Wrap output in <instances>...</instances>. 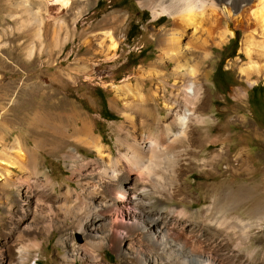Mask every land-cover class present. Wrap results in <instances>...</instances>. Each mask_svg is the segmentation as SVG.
<instances>
[{"label": "rangeland", "instance_id": "obj_1", "mask_svg": "<svg viewBox=\"0 0 264 264\" xmlns=\"http://www.w3.org/2000/svg\"><path fill=\"white\" fill-rule=\"evenodd\" d=\"M111 16L116 17L115 22L111 23ZM35 18L41 19L39 31ZM169 22L165 14L153 21L150 11L136 0H0V156L8 157L17 134L28 148L35 137L48 138L43 132L27 131L33 111L44 105L58 111H69L72 106L90 117L94 134L114 154L113 125L120 122L121 115L110 106V99L118 86L134 82L139 71L155 60L156 33L170 27ZM102 28L113 30L115 50L99 52L93 36ZM228 28L233 34L222 44L210 47V55L201 65L208 75L202 82L199 106L195 105L204 119L196 135L203 138L204 132L210 137L213 134L217 141L204 142L202 147L197 141L191 142L192 152L180 155L177 162L179 180L176 178L173 199L155 200L150 208L184 206L189 215L181 220L189 224V229L180 231L187 238L207 227V232L213 233L207 219H250L247 231L219 228L213 234L219 242L206 240V235V246L200 244L215 250L223 262L231 256L237 264H264V122L254 121L253 111L251 115L246 106L250 85H264V73L244 77L237 70L246 59L240 39L243 34L257 32L253 31L255 25L246 29L231 23ZM170 67L168 64L163 69ZM221 76L228 80L223 83ZM102 106L110 113L108 117L102 114ZM65 145L56 153L41 149L38 169L27 182L0 186V264H147L145 241L138 234L133 242L108 240L95 250L96 262L87 261L84 257L89 256L81 252L75 259H63V254H70L71 241L83 245L85 236L93 237L89 231L83 234L60 221L56 194L63 191L65 183L74 186L81 177L62 153L75 146L87 160L94 155L71 141ZM216 152L219 157L208 164L205 159ZM239 157L247 159L251 173L237 167ZM0 171L5 172L2 168ZM182 184L183 191H178ZM19 186L23 187L22 197ZM21 199L34 205L35 223L25 220L28 211L21 208ZM214 201L220 202L219 211L212 207ZM201 210V215H196ZM102 233L97 231L94 238ZM61 234L67 236L64 247L58 242Z\"/></svg>", "mask_w": 264, "mask_h": 264}, {"label": "bare ground", "instance_id": "obj_2", "mask_svg": "<svg viewBox=\"0 0 264 264\" xmlns=\"http://www.w3.org/2000/svg\"><path fill=\"white\" fill-rule=\"evenodd\" d=\"M136 1L150 11L153 21L165 14L170 19V27L160 28L156 33L155 60L139 71L134 82L127 81L118 86L110 99V106L121 115L120 122L113 125L115 153L111 154L110 148L94 134L90 117L72 106L69 111H58L44 105L33 111L27 121V131L43 132L48 138L35 137L28 148L17 134L9 146L8 157L0 156V168L5 170L0 171V186L27 182L31 173L38 169L37 156L41 149L56 153L71 141L94 155L87 160L75 146L62 153L69 167L81 177L74 186L65 183L63 191L56 194L60 221L83 234L89 231L93 237L85 236L83 245L71 241L70 254L62 255L64 260L75 259L81 252L89 256L84 257L87 261L96 262L95 250L108 240L120 244L124 240L133 242L138 234L145 241L143 252L147 264H237L231 256L223 262L215 250L204 249L200 243L204 244L208 239L219 242L220 239L213 236L219 228L234 231L238 227L247 231L250 219L224 216L207 219L206 222L213 226V233L207 232L210 227L205 222V231L199 230L198 235L187 238L181 232L189 229V224L181 220L189 215L184 206L161 210H152L150 206L155 200L173 199L172 191L179 180L176 177L177 162L180 155L192 152L191 142L197 141L202 147L204 142L215 144L217 141L216 136L210 137L206 132L203 138H198L197 126L204 119L195 109L201 100L202 82L208 75L201 65L210 55V47L222 44L233 34L228 28L231 23L246 29L255 25L253 31L257 29L251 35L243 34L240 39V49L246 59L238 65V73L244 77L264 73V0ZM110 18L111 23L116 21L115 16ZM35 21L39 31L41 19L35 18ZM93 39L97 40L99 52L117 47L111 28H102ZM168 64L171 67L165 71L163 67ZM117 103H120L119 107ZM152 104L156 105L154 109ZM191 133L195 135L191 136ZM219 155V152L213 153L205 161L213 164ZM238 161L239 169L251 171L246 158L239 157ZM43 179L45 181L46 176ZM19 187L18 194L22 197L23 187ZM178 191H183V184ZM24 192L30 191L24 189ZM29 203L22 200L21 208L28 211L25 220L35 223L34 205ZM210 207L206 206L208 211ZM212 207L219 211L220 202L214 201ZM201 213L202 210L197 211L196 215ZM100 230H103L102 235L95 239L94 234ZM206 235L209 238L206 239ZM66 237L61 234L58 238L63 247ZM21 259L23 257H19Z\"/></svg>", "mask_w": 264, "mask_h": 264}, {"label": "crops", "instance_id": "obj_3", "mask_svg": "<svg viewBox=\"0 0 264 264\" xmlns=\"http://www.w3.org/2000/svg\"><path fill=\"white\" fill-rule=\"evenodd\" d=\"M250 92H247L246 106L249 113L252 115L254 121L264 122V85L253 83L249 87ZM231 99H237L236 97H230Z\"/></svg>", "mask_w": 264, "mask_h": 264}, {"label": "trees", "instance_id": "obj_4", "mask_svg": "<svg viewBox=\"0 0 264 264\" xmlns=\"http://www.w3.org/2000/svg\"><path fill=\"white\" fill-rule=\"evenodd\" d=\"M234 53H235V52H233V55H234ZM101 112H102L103 115H106V117H108L109 114H110V113L108 112V110H105V109H104V106H102Z\"/></svg>", "mask_w": 264, "mask_h": 264}, {"label": "flooded vegetation", "instance_id": "obj_5", "mask_svg": "<svg viewBox=\"0 0 264 264\" xmlns=\"http://www.w3.org/2000/svg\"><path fill=\"white\" fill-rule=\"evenodd\" d=\"M226 76H227V75H226ZM227 80H228L227 77H223V76L220 77V81H222L223 83H224L225 81H227Z\"/></svg>", "mask_w": 264, "mask_h": 264}]
</instances>
